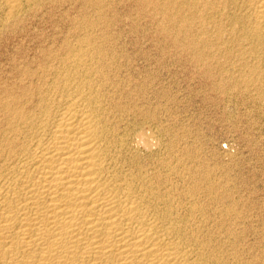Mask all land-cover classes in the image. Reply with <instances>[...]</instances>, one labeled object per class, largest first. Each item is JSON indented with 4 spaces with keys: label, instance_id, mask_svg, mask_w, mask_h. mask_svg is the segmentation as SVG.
<instances>
[{
    "label": "bare ground",
    "instance_id": "obj_1",
    "mask_svg": "<svg viewBox=\"0 0 264 264\" xmlns=\"http://www.w3.org/2000/svg\"><path fill=\"white\" fill-rule=\"evenodd\" d=\"M127 1L225 92L263 95L264 0ZM121 3L0 0V264H262L230 186L171 139Z\"/></svg>",
    "mask_w": 264,
    "mask_h": 264
},
{
    "label": "rangeland",
    "instance_id": "obj_2",
    "mask_svg": "<svg viewBox=\"0 0 264 264\" xmlns=\"http://www.w3.org/2000/svg\"><path fill=\"white\" fill-rule=\"evenodd\" d=\"M121 7L123 17L128 16L133 23L122 25L124 37L131 30L144 39L151 36L150 43L146 38L138 49L129 46L128 51L143 52L146 46L151 53L154 89L162 85L167 88L171 139L177 138L197 160L216 169V177L230 186L232 198L237 199L236 208L246 218L241 226L247 244L261 240L264 250V92H225L205 74L197 52L182 45L177 30L172 26L162 28V16L150 5L123 0ZM15 44L0 47V70L8 66ZM140 51L135 63L138 68L144 65ZM261 261L264 264V251Z\"/></svg>",
    "mask_w": 264,
    "mask_h": 264
}]
</instances>
